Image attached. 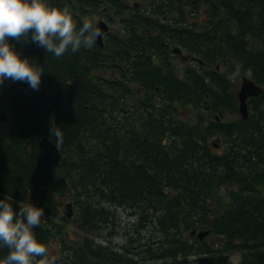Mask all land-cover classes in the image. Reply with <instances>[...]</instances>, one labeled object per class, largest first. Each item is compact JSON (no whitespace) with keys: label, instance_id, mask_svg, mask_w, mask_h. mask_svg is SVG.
<instances>
[{"label":"trees","instance_id":"16d2710c","mask_svg":"<svg viewBox=\"0 0 264 264\" xmlns=\"http://www.w3.org/2000/svg\"><path fill=\"white\" fill-rule=\"evenodd\" d=\"M100 2L47 0L67 7L78 29ZM148 7L126 20L125 36L60 58L9 39L43 72L39 90L7 93L1 118L10 115L12 127L0 134V200L9 198L17 212L29 203L43 208L33 231L47 247L58 238L67 264H264V0H152ZM201 11L207 21H190ZM175 49L206 68L195 61L180 70ZM228 57L261 87L247 100L245 120L212 117L238 113L237 90L217 64ZM42 137L59 150L57 165L40 151ZM221 186H234L225 205ZM67 197L84 231L114 228L113 209L124 208L138 231L129 239L133 254L89 236L66 244L70 218L60 207ZM195 227L217 239L199 240Z\"/></svg>","mask_w":264,"mask_h":264},{"label":"clouds","instance_id":"9594fccd","mask_svg":"<svg viewBox=\"0 0 264 264\" xmlns=\"http://www.w3.org/2000/svg\"><path fill=\"white\" fill-rule=\"evenodd\" d=\"M100 35L89 20L78 29L67 7H51L47 0H0V84L11 79L39 90L41 83L43 70L22 58L9 44L10 38L24 44L30 40L60 58L69 51L91 49ZM53 134L62 139L59 131ZM43 216V208L31 203L17 212L9 198L0 200V249L8 250L0 264H54L55 256L33 231Z\"/></svg>","mask_w":264,"mask_h":264},{"label":"rangeland","instance_id":"374dc122","mask_svg":"<svg viewBox=\"0 0 264 264\" xmlns=\"http://www.w3.org/2000/svg\"><path fill=\"white\" fill-rule=\"evenodd\" d=\"M132 2V0H130ZM204 5V4H202ZM82 19H85L84 16H82ZM209 16H207V13L203 15V11L199 12L196 16L193 15L191 16L190 21H195L197 23H203L205 20L207 21ZM205 19V20H204ZM102 37V35H101ZM255 45L257 47L262 46L263 43L261 42L260 39L254 40ZM175 61L177 62L176 65H178L180 70H183L184 63H182V59L176 58ZM228 61V62H226ZM226 61H218L219 65V70L231 80V83L233 87L237 90L239 88L240 82L242 80V77H247L251 78V75L248 71H246L242 64L237 62L236 60L233 61L231 57H228ZM216 64H212L211 68H214ZM13 86L14 90H22L23 92H30L32 88L28 85L26 82L22 81H12L11 79H7L3 82V84H0V134L2 135H9L11 127H12V119L10 115H7L5 118H1V115L4 112H8V104L7 102V93L9 92V88ZM181 116L184 115V113H180ZM219 116L218 118L222 121L229 120V119H234L239 116L238 113H227L223 112L218 115V112L213 114L212 117ZM217 118V119H218ZM219 136V135H217ZM217 136L211 137L209 139V142L211 141H216ZM209 143V144H210ZM221 145L218 147L217 151L221 150ZM215 150V149H214ZM216 151V150H215ZM216 151V152H217ZM234 186L232 187H226V186H221L218 190V194L221 200V204L225 205L228 202V195L229 191L233 189ZM71 202L72 203V209L75 211L76 205L73 202L72 197H67L64 198L62 205L60 207V210L63 208V206L67 203ZM222 205V206H223ZM114 214H115V227L111 225L109 228H97L91 231H84L79 229L76 226V222L73 221V216L69 219L70 223L66 225L63 229L65 230V236H66V244L68 245H73L75 242H78L85 236H89L97 241H102V243L105 244H110L114 246L116 249L119 250H124L127 249L129 250L128 253L133 254L132 251H135L137 248H134V244L129 241L130 237H138L137 233V228L135 226L134 220H131V216L128 215V212L124 208H114ZM113 229V233L109 235V231ZM196 231H202L205 230V228H200V227H195ZM144 230V229H143ZM189 231L184 232L183 236L184 238H192L189 236ZM197 233V232H196ZM142 235L144 234L141 233ZM217 238L213 234H208L205 236L202 240L206 241L209 244H213L214 241ZM49 252L55 256V262L54 264H67V260L64 259L63 253L61 251L60 247V241L58 238L52 239L49 244H48ZM232 258L235 260L238 256H240V252H232L231 253Z\"/></svg>","mask_w":264,"mask_h":264},{"label":"flooded vegetation","instance_id":"af4514ba","mask_svg":"<svg viewBox=\"0 0 264 264\" xmlns=\"http://www.w3.org/2000/svg\"><path fill=\"white\" fill-rule=\"evenodd\" d=\"M99 6L93 10V9H87V14L84 15V17H87V20L94 23V26L99 24H104L105 29H102L101 31V39L105 40L106 37H117L118 36H125V29L129 24L126 23V20L132 15V13H146L149 11L148 5L149 2L152 0H100ZM79 4V3H78ZM80 6V5H78ZM103 25V26H104ZM203 26L205 24H202ZM121 38V37H117ZM125 38V37H124ZM174 52H176L178 55L177 57H172V62L176 64L175 61L176 58L182 59L183 63H190L188 65H191L192 67L194 64L192 62L199 61L200 66L203 68H206V64L199 59L198 56L195 54H189V52H185V50L175 49Z\"/></svg>","mask_w":264,"mask_h":264},{"label":"water","instance_id":"95a60500","mask_svg":"<svg viewBox=\"0 0 264 264\" xmlns=\"http://www.w3.org/2000/svg\"><path fill=\"white\" fill-rule=\"evenodd\" d=\"M104 25V24H103ZM102 24L96 25L95 27L99 29L100 33L102 29H105V25ZM97 42L101 44V37H97ZM261 92V87L257 85L255 82H253L251 79L247 77H242V80L240 82L239 88L237 89L236 95L238 99V114L239 116L245 120L248 118L249 115V109L247 100L251 97H257L259 93ZM38 147L41 152H43L49 160L54 164L57 165L61 159V154L59 153V150L49 140L47 137H42L38 142ZM62 214L68 218H71L73 216V209H72V203L67 202L63 208H62ZM195 233V229H193L190 232V235H193ZM210 233V230H202L196 233V237L199 240H202L205 236H207Z\"/></svg>","mask_w":264,"mask_h":264}]
</instances>
